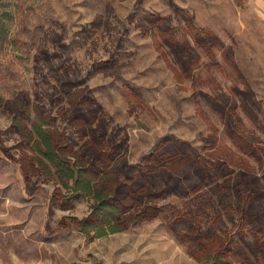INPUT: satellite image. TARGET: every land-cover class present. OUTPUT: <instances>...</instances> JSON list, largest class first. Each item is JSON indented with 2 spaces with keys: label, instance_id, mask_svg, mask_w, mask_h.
Returning <instances> with one entry per match:
<instances>
[{
  "label": "rangeland",
  "instance_id": "obj_1",
  "mask_svg": "<svg viewBox=\"0 0 264 264\" xmlns=\"http://www.w3.org/2000/svg\"><path fill=\"white\" fill-rule=\"evenodd\" d=\"M152 13L173 16L180 40L190 33L219 42L195 47L193 78L179 83L171 48L139 23ZM89 98L99 103L95 116ZM16 117L31 131L44 125L62 144L70 138L94 178L104 167L87 164L85 150L103 147L113 166L108 190L119 201L117 185L128 180L122 165H139L167 138L189 145L187 168L201 176L185 184L203 188L152 197L147 219L139 218L144 207L124 206V228L92 238L77 222L91 213L94 194L62 182L37 152V136L17 131ZM88 120L103 140L84 136ZM223 162L264 187V0H0V264H213L198 260L216 248L212 237L188 233L211 225L208 233L232 240L224 253L237 264H264L256 245L264 217L247 216L252 205L255 214L263 208L246 186L225 196L226 178L211 179Z\"/></svg>",
  "mask_w": 264,
  "mask_h": 264
},
{
  "label": "trees",
  "instance_id": "obj_2",
  "mask_svg": "<svg viewBox=\"0 0 264 264\" xmlns=\"http://www.w3.org/2000/svg\"><path fill=\"white\" fill-rule=\"evenodd\" d=\"M174 20L175 18L173 16L163 17L158 13H152L138 21L143 26H150V28L147 27V31L152 30L154 38L157 40L159 37L162 40L158 42L161 46H169L171 48L172 51L166 52V56L169 58V62L172 66L173 64L177 66L174 70H176L175 73L179 78V83H182L183 80L194 77V71L196 70L195 66L200 62L201 56L196 51L195 47L207 46L208 42H210V44L212 43L213 46H217L214 45V43L219 44V42L215 38H213L214 41L203 40L199 35L195 36V39H192L190 33H187L183 36V40H180L177 37L178 31L176 27L173 26L172 21ZM191 20L192 17L190 18V24ZM46 56L49 61H53L52 56L48 52H46ZM71 80L75 79L71 78ZM72 84V81H70L69 85ZM89 99L91 105L87 107L92 109L93 106V108H95L92 109L95 110V116V113L98 111L99 103L93 98ZM70 102L76 104L78 100L76 101V99L72 98ZM20 106L23 108L25 107L23 103ZM74 112L80 113L81 111L75 110ZM89 123H92L91 120H88L87 123L81 126V128L90 126L89 130L85 131L84 136L89 135L93 136L95 139L99 138L103 140L104 131L92 129V124ZM105 123L106 121H104L103 124ZM14 124L20 134L30 136V139H33V135L37 136V138H35L37 140L35 141L37 152H39L41 157L45 160L47 166L50 164L57 169V174L62 182L73 181L77 191L94 194L95 204L91 213L88 217L77 222L78 226L87 235L90 234V230H94V234L91 236L92 238L105 236L109 232L114 233L121 231L128 221V217L124 216V206L125 209L131 206V210L135 207H144L146 210L143 217H138L147 219L151 216L148 211L150 209L148 203L152 197H164L172 193L179 194L180 192L184 195H189L190 193L199 192L203 188L202 183L197 185L185 184L192 176L196 178L201 176L199 171H195L193 168H187L188 160L186 156L190 151L189 145L180 140L167 138L165 139V143L159 145L156 150L140 162L139 165L131 166L128 163L122 165V173L128 177V180L125 182L126 184L119 182L117 185L118 195L122 194L125 196L124 200L119 201L120 199L118 200L115 198L108 190L109 181L112 180L113 176V166L111 168V161L105 157L107 153L106 150L104 151V149H102V146L100 152H97V150L93 151L88 147H86L87 150H85V157L88 160L86 162L87 164L92 163L98 165V167H104L103 171H101V173H103L102 177L94 178L90 172L89 166L86 164L84 165L83 163L85 162H82L71 150L74 149V144L70 138L69 141H71V144L69 142L62 144L56 138V135L51 134L49 130L44 128V125H35V127H33L34 129L31 131L27 127H24L17 117L14 120ZM105 135L107 136L106 132ZM226 166V162L218 165V169L213 170V176L211 177V179L215 181L219 178L220 173L221 178H226L225 191L222 189L219 194H222L224 191L225 196L229 197L231 196V190L239 192L244 186L250 188L251 190L248 192L253 195L252 200H259V206L263 209L262 213L255 214L257 205H252L253 209L250 215L247 214V216L251 223L263 219L264 187H259V176L247 171H227L225 170ZM202 171L208 173H202V175H204L203 181L208 182L210 170H207V168L203 166ZM233 176L237 177L236 181H233ZM129 189L132 190L129 191ZM248 209H251V207L249 206ZM209 227L211 230L212 225ZM209 229L202 227L194 228L191 226L188 232L192 236L197 237V240L200 241H204L205 237H212L211 239L209 238V240H212V245L210 247H216L215 249L208 247L203 253V259L198 258V260L203 263H208L213 260V264H237L234 255L225 254L226 252L224 253L225 247L228 248L229 253L233 251L232 240L221 238L220 236L222 234L218 231L208 233ZM256 230L264 234V229L258 228ZM227 240H230V243L226 244ZM256 245L258 250L262 252L264 243L258 240L256 241ZM208 253H213V255H208Z\"/></svg>",
  "mask_w": 264,
  "mask_h": 264
}]
</instances>
